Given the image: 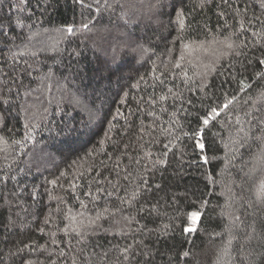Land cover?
<instances>
[{"label":"trees","instance_id":"obj_1","mask_svg":"<svg viewBox=\"0 0 264 264\" xmlns=\"http://www.w3.org/2000/svg\"><path fill=\"white\" fill-rule=\"evenodd\" d=\"M120 2L127 47L95 0H0V264H264V142L234 119L264 115V0ZM233 96L204 164L197 117Z\"/></svg>","mask_w":264,"mask_h":264},{"label":"snow or ice","instance_id":"obj_2","mask_svg":"<svg viewBox=\"0 0 264 264\" xmlns=\"http://www.w3.org/2000/svg\"><path fill=\"white\" fill-rule=\"evenodd\" d=\"M79 3L81 4L82 7H84V0H79ZM176 3L177 0H173L172 7L175 10L176 8ZM204 5L202 4L201 7ZM93 5L89 4L87 5L89 15H91V10H92ZM95 12L101 14L100 19L103 18V12H109L110 13V23L111 17L115 16V20L117 23L113 25V27L116 29L115 34H113L112 29L105 27L103 31L105 33H108L109 35H112L113 39L117 42V46H128V42L132 41L133 43L135 42L133 40L132 32L130 31L131 25L133 23V18L132 16L124 10L123 4H121L120 0H103V11H102V6H101V0H95ZM83 15V13H82ZM100 19H97L93 21L92 19H89L85 22H82L81 27L84 30L92 31L93 28H95L96 23L100 22ZM177 20L180 24V26L183 28L185 27V17L183 16V10L180 11V13L177 15ZM19 23V21H18ZM3 26L0 25V35H3ZM68 33H73L74 32V26H69L67 28ZM229 48H232L233 45L229 44ZM238 55L243 54V53H237ZM258 64H264V59H259L257 61ZM180 65L177 64L176 67H179ZM260 78L262 81H264V73L260 74ZM241 87L238 89V91H243L245 89H250L252 87L251 84L244 82L243 80H238L237 81ZM206 86V85H205ZM261 98L264 99V92L261 93ZM161 99H166V97L161 96ZM235 100V96L232 97V99H227L225 102H222L219 105L212 106L211 104L207 105V110L204 112V115L202 117L198 116L197 120L200 122V125L196 129H194L191 133V136L194 140V147L198 148L200 150V159L204 162V164H208L210 162V157L206 154L207 151L210 148V145H206L205 141V129H208L209 131L211 130V127L214 126L216 122H218V118L221 117L222 114H226L230 109L231 106L233 105V102ZM155 102V101H153ZM259 111V110H257ZM117 113H119V109H117ZM250 119H243V118H249ZM233 117H229V119H232ZM243 118L241 116H235V123L236 125H239L238 128H236L237 134L243 133L244 137H248L252 134L253 127L255 128L256 131L260 133V135L257 137L259 140L264 142V115H256L250 112H244L243 113ZM3 117L0 116V120H2ZM245 123L248 125V130L245 129L244 125ZM24 142H33L35 143V135L34 133H26L24 135ZM17 143H21L20 141H17ZM167 146H165V151L163 153V158L159 160H154L153 162V167L156 166V164H166L167 163ZM66 175V173H65ZM206 179H210V177H206ZM52 184H56V180L51 181ZM142 185V190H148V184L147 181L142 180L141 181ZM160 185L157 184L155 185L156 189H160ZM205 188H207V185H205ZM207 195V191L204 193ZM91 195V193H89ZM135 193H134V198H135ZM256 195L258 199L260 200L261 203H264V181L261 182V184L258 186L256 190ZM207 201L201 200V205H206ZM202 216V212L200 211H193L188 214V217L191 219L192 224L195 225L199 222L200 218ZM99 215L97 216V220L99 219ZM236 220H239V217H235ZM96 221H91V223H95ZM183 232L188 233L191 235L192 233H195L198 231L196 227L193 226H185L182 229ZM255 231V229H253ZM260 238L264 240V229L261 231V236ZM187 242V241H186ZM125 252L128 251V249L124 250ZM183 255L185 257H189L191 255L190 252L185 251L183 252ZM28 264H32L31 261L28 262Z\"/></svg>","mask_w":264,"mask_h":264}]
</instances>
